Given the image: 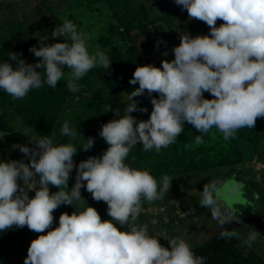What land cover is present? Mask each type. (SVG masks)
<instances>
[{
	"label": "clouds",
	"instance_id": "clouds-1",
	"mask_svg": "<svg viewBox=\"0 0 264 264\" xmlns=\"http://www.w3.org/2000/svg\"><path fill=\"white\" fill-rule=\"evenodd\" d=\"M174 3L187 11L189 20L206 23L209 32L193 36L181 31L179 44L172 48L174 59H163L159 67L149 63L135 68L129 84L139 86L130 92L124 115L109 106L116 118L101 125L99 136L108 147L100 156L77 165L75 155L92 149L95 138H86L78 150L73 141L82 134L65 121L59 137H68L67 143L54 142L49 136L33 138L29 140L33 147L13 145L27 163L25 159L0 160V232L27 226L39 234L30 242L24 264H205L206 258L196 255L184 239L153 235L147 224H137L143 201L164 199L172 177L164 175L158 182L148 170L126 160L137 144L145 152L159 153L176 143L185 124L198 131L195 144L199 145L213 128L228 141L264 118V0ZM62 19L51 37L63 42L47 43L49 37H44L39 47L29 48L39 58L35 63H26L17 52H9V61L0 62V90L23 99L33 89L45 84L55 88L67 77V89L75 94L81 90L78 81L93 68H110L112 61L99 45L89 51L91 34ZM218 20L223 21L219 26ZM204 93L213 98L206 99ZM144 95L150 98L152 110L147 120H138L131 113L148 112L135 99ZM3 135L0 132V138ZM73 170L75 182L69 188ZM50 186L58 190L51 192ZM82 189L94 201L106 203L111 219L101 218L82 196ZM30 191L34 196H29ZM198 203L210 210L221 229L220 239L236 238L241 247L251 249L264 238L254 227L246 236L228 230L232 221L240 222L239 209L222 199L216 182L203 185ZM62 205L74 211L61 213L53 228V213ZM160 237L168 241L167 247Z\"/></svg>",
	"mask_w": 264,
	"mask_h": 264
},
{
	"label": "rangeland",
	"instance_id": "rangeland-1",
	"mask_svg": "<svg viewBox=\"0 0 264 264\" xmlns=\"http://www.w3.org/2000/svg\"><path fill=\"white\" fill-rule=\"evenodd\" d=\"M62 18L73 21L79 30L91 34L89 51L96 45L105 50L112 61L109 69L118 60L125 65L123 68L129 75H133L138 65L151 63L159 67L163 59H174L172 48L179 44L181 31L190 32L193 36L209 32L206 23L189 20L187 11H181L174 0H0V47L10 40L16 41L20 33L27 43L26 53L35 63L39 58L29 52V48L39 47V39L49 37L47 43L63 42V38L58 41L51 37L56 25L62 24ZM221 23L223 21L218 20L217 26ZM165 51L168 52L167 57L163 56ZM97 68L100 67L93 68L78 81L80 92H69L50 135L54 142L58 139V143H67L68 137H59V132L63 123L68 121L82 134H78L73 141L78 150L86 144V138H95L92 149L78 151L75 155L77 165L90 156H100L107 149L108 145L99 136L101 125L116 118L115 110H119L120 116L124 115V108L130 103V92L139 86L126 81L119 91H115ZM61 81L66 85L67 77ZM204 96L206 99L213 98L209 93H204ZM135 99L138 107H146L148 112L137 111L131 115L138 120H147L152 110L150 98L144 95ZM109 106L113 111H109ZM256 123L260 126L259 133L239 130L236 137L228 141L213 128L203 137V143L196 145L198 131L185 124L177 142L162 148L159 153L155 150L136 152L142 149V145L137 144L126 160L137 169L148 170L151 174L153 169L166 165L173 170H180L185 164L195 167L170 176L171 188L164 199L152 203L143 201L144 211L137 224H147L153 235L184 239L190 247L219 237L221 229L212 219L210 210L198 203L203 185L214 181L222 188V199L239 209L240 222L232 221L226 226L228 230L235 229L241 236H246L249 227H254L264 236V118L257 119ZM0 132L4 133L0 138V160L25 159L27 163V159L18 149H13V145L28 144L33 147L29 140L39 137L2 99ZM75 175L73 170L69 188L75 182ZM57 190L50 186L51 192ZM81 192L103 220L111 219L105 202L94 201L85 189ZM34 194V191L29 192L30 197ZM190 208L196 211L190 213ZM73 211L74 208L68 205L55 210L53 228L58 226L61 213L71 214ZM30 233L39 235L33 231ZM35 238L37 236H25L2 264H24L27 249ZM159 240L168 244L163 237ZM252 249L264 259V238L256 242Z\"/></svg>",
	"mask_w": 264,
	"mask_h": 264
},
{
	"label": "trees",
	"instance_id": "trees-1",
	"mask_svg": "<svg viewBox=\"0 0 264 264\" xmlns=\"http://www.w3.org/2000/svg\"><path fill=\"white\" fill-rule=\"evenodd\" d=\"M26 46L21 34H18L16 41L10 40L0 47V62L9 61V52L21 53V58L26 63H33L26 53ZM14 63V62H13ZM112 69L105 70L97 68L104 73L106 82L115 91L121 89L122 83L129 81L132 75L126 73L125 65L116 60ZM15 66V65H14ZM110 73V74H109ZM114 81H117L114 83ZM67 86L60 81L57 87L52 88L45 84L40 89H33L23 99H13L10 95L0 90V99L10 104L14 110L24 119V121L35 131L38 137L49 136L62 112L69 94ZM241 131L259 133L260 126L256 123L255 128H242ZM145 152L137 149L136 152ZM190 164H185L180 170H173L166 165L152 170L151 175L160 180L164 175L172 176L176 173L187 172L192 168ZM38 236L32 234L25 226L24 228H13L7 232H0V264L4 258L21 244L22 239L27 236ZM164 246L168 244L160 241ZM191 249L198 256L205 257V264H264V259L260 257L252 248L246 249L240 246V241L236 238L220 239L215 237ZM18 264H22L19 262Z\"/></svg>",
	"mask_w": 264,
	"mask_h": 264
}]
</instances>
